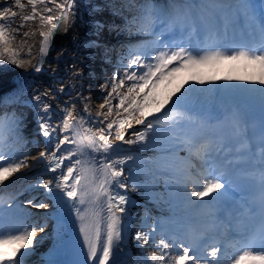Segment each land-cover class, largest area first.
Wrapping results in <instances>:
<instances>
[{
    "label": "snow or ice",
    "instance_id": "snow-or-ice-1",
    "mask_svg": "<svg viewBox=\"0 0 264 264\" xmlns=\"http://www.w3.org/2000/svg\"><path fill=\"white\" fill-rule=\"evenodd\" d=\"M105 9L122 25L94 20L89 36L73 37L77 50L101 49L105 63L117 55L95 116L91 94L72 100L62 81L58 92L69 101L57 108L50 102L56 91L33 90L28 98L27 81L0 95V109L32 110L45 144L29 165L24 113L0 111V186L42 164L51 176L30 188L42 187L54 206L39 217L14 195L0 201V264H28L45 238L54 247L44 264H67L56 257L69 244L70 264H264V0H2L0 72L24 66L14 45L29 21L49 25L34 67L41 73L61 27L66 32L77 18L84 25L85 12ZM105 28L144 39L109 48L98 39ZM224 62L244 74L216 79L200 71ZM184 70L194 74L158 101L153 93L162 80ZM148 202L161 215H150ZM26 203L49 207L43 199ZM49 219L54 235L45 231ZM70 222L71 231L78 226L71 240ZM133 227L140 257L128 254ZM150 243L149 252L143 246Z\"/></svg>",
    "mask_w": 264,
    "mask_h": 264
},
{
    "label": "bare ground",
    "instance_id": "bare-ground-1",
    "mask_svg": "<svg viewBox=\"0 0 264 264\" xmlns=\"http://www.w3.org/2000/svg\"><path fill=\"white\" fill-rule=\"evenodd\" d=\"M22 2L26 3V0H22ZM58 2H62V0H58ZM92 3L103 5L105 3V0H92ZM37 7L40 8L43 6L38 5ZM48 7L53 8V12L51 13V15H58V11L55 9L54 5L49 4ZM26 11L30 13V6H28ZM104 11L101 13L93 14L91 16L87 12H85L84 19L85 21H87V23L81 25L80 20L77 18L74 24H70V26H68L66 32L63 30V27H61V30L55 35L54 40L52 41V48L47 54L45 63L43 64L44 71H42L41 73H35L34 67L41 59L40 48L42 45V38L40 36V33L48 31L49 25L42 23L39 18H37L35 21H29L27 25L29 26L30 37L27 39L23 52L20 56V59L24 62V66H14L11 70L0 75V95L12 91L14 88L27 81L32 85V88L28 89L26 92L28 98H30L33 94V90L43 91L51 88L56 91L57 99L50 100V102L53 104L54 108H57L59 104H62L65 101H69L68 96H62V94H59L58 92L59 88L61 87L60 81H62L66 91H68L71 87L72 100L76 99L77 92H81L84 96H88L89 94H91L92 98L89 107L92 115L95 116V110L98 109L100 103H95V101H97L95 99H97L98 89L97 87H95V84L93 82L91 83V80L94 78V76H101V73L104 72L105 69L100 67L101 64L99 63V55L102 54L101 49L77 50L76 44L73 41V37H76L77 41H79L81 38L89 36L90 32L94 31V29L92 28L94 20H100L102 23L108 24V19L107 16L104 15ZM114 18L118 21H122L120 17ZM129 19H131L130 15ZM17 21L18 23L21 22L19 19H17ZM106 30L107 28H105V30L98 38L100 43L103 45H106V39L104 37V33ZM120 36H122V34ZM91 38L96 39L97 37L93 36ZM123 40V44H126L128 42L132 43V41H134V39L130 40L129 36L127 39ZM120 44L122 43L113 41L106 46H108L109 48L119 49L116 47V45L119 46ZM61 53L63 54L61 55ZM93 53H95V59H88V57L92 56ZM115 63L116 60L111 64L113 65ZM111 64H109L108 66H110ZM77 72L82 73V78L75 75V73ZM82 107L83 105L78 104V109H81ZM13 109H15L17 112H23L26 117L25 124L27 131H24L26 132V134H24L23 136L27 141H29V143H27L26 146L22 148V150L30 151L28 163L29 165H32L33 163H35V161L32 160V157L37 156L39 152L43 151L45 148L44 140L42 137H38L35 134L37 129L36 120L34 113L29 107L12 106L7 109L0 110L11 112ZM32 135H35L34 137H36L37 139L31 140ZM38 140L43 142L41 147L38 145ZM7 142L10 143V140ZM141 155L151 156L153 155V153L149 151L142 153ZM43 168L44 166L42 164L38 165L35 168H22L19 173L14 174L9 178L8 181H6V186H1L0 194L5 189H8L10 187L14 188V186L17 185L23 187L24 185H27L32 181H36V184H38L41 183L44 179L50 178L51 174H44ZM27 192L28 195H38V198L34 202H38L39 200L43 199L49 205L47 209L35 210L33 215L43 217L46 213L54 212V206L50 200L45 199V190L42 187L35 189L28 188ZM130 195L139 203H146L143 199H141L139 192H131ZM147 206L152 209L150 213L152 216L153 214L155 216L161 215V213L157 209H155L150 202L147 203ZM142 214L143 209L140 210V213L137 216V222H139V218ZM163 215H167V213H164ZM54 226L55 221L49 219V227L46 228L45 231L53 233L54 235ZM135 232L136 228L133 227L126 241L129 246L128 254L130 257H140L142 255L141 250L137 248L133 243ZM40 235L44 234L38 232V238ZM40 245L42 246L36 251V254L28 258V264H32V262H37V264H44V262L50 258L52 249L54 247V239L45 238ZM149 245H144L143 247L147 249ZM45 252H47V254ZM64 254L65 249L62 250L56 258L65 262Z\"/></svg>",
    "mask_w": 264,
    "mask_h": 264
},
{
    "label": "rangeland",
    "instance_id": "rangeland-1",
    "mask_svg": "<svg viewBox=\"0 0 264 264\" xmlns=\"http://www.w3.org/2000/svg\"><path fill=\"white\" fill-rule=\"evenodd\" d=\"M0 2H2V0H0ZM117 3H119V0H116ZM16 10V9H14ZM104 15L107 16L108 19V24L111 23H115V24H119L121 25L123 23V21H118L117 19H115L114 17L111 18L109 17L110 12L108 10L104 11ZM122 20V19H121ZM16 24H19L18 21L16 20ZM15 27V24L13 25ZM24 33H28V37L27 39L30 37V31H29V26L26 24V26L24 28H22L20 30V34L16 36V40H15V45L14 46H18L22 48V52L25 46V37H24ZM115 32H109L108 29L105 31L104 33V37L106 39V45H109L110 43H112L113 41L116 42H120L123 43V39H127L128 35L127 34H122V36H120V38H115L114 35ZM118 39V40H117ZM129 39H134V41H132L133 44L135 43H139L140 41H142L144 39V37L141 36H131L129 37ZM122 41V42H121ZM121 45V44H120ZM116 45L117 48L120 47ZM21 52V53H22ZM116 59L117 60V55L116 52L111 54V62L110 63H105L104 60L101 58V55H99V63L101 64L100 67H102L104 69L105 66L108 67L109 64L113 63ZM8 71L11 70L14 66L13 65H6L5 66ZM106 67V68H107ZM105 68V69H106ZM204 75L205 78H207L208 75L214 76L216 79H219V77L221 75H243L244 73L242 71H239L233 64H230L228 62H224L221 63L213 68H209V69H203L200 70ZM7 72V71H5ZM5 72H0V75H2ZM194 73L192 71H188V70H184L178 73L173 74L172 76L169 77H165L162 82L158 85L157 89L155 90V92L153 93L154 97L159 101L162 100L164 98H166L171 92L176 91V89L180 86V84H182L185 80L190 79V77L193 75ZM110 74H108L106 77H111L109 76ZM95 77V76H94ZM105 77V78H106ZM93 79L91 80L92 83ZM99 102L102 103L103 101L99 99ZM24 129H27L26 127ZM26 134V132H23V135ZM35 135H32V139L36 140L37 138L34 137ZM27 144V143H26ZM26 144L23 145L26 146ZM185 155V154H184ZM35 185L36 181H32L30 183H28L27 185H24L23 187H20L19 185L10 187L8 189H5L1 194H0V201H4L7 200L10 196H16L17 202H21L22 206L25 207V209H27L30 213H34L35 210H37V208L32 207L30 205H27L26 201L28 199H34V201H36V199L38 198L37 194H33V195H28L27 193V189L30 188L31 185ZM28 186V188H27ZM1 188V186H0ZM159 191H163V186L162 184L159 186ZM43 236V235H40ZM39 236V237H40ZM42 245H39L36 248V251L41 247ZM147 250L150 252L153 249L152 245L150 244L147 247ZM32 264H37L32 262Z\"/></svg>",
    "mask_w": 264,
    "mask_h": 264
},
{
    "label": "trees",
    "instance_id": "trees-1",
    "mask_svg": "<svg viewBox=\"0 0 264 264\" xmlns=\"http://www.w3.org/2000/svg\"><path fill=\"white\" fill-rule=\"evenodd\" d=\"M167 1H164V0H157V3H166ZM127 14V13H126ZM111 18H113V16L110 15ZM121 19V18H120ZM114 34L117 35V33L115 32ZM121 35V34H120ZM119 35V36H120Z\"/></svg>",
    "mask_w": 264,
    "mask_h": 264
}]
</instances>
